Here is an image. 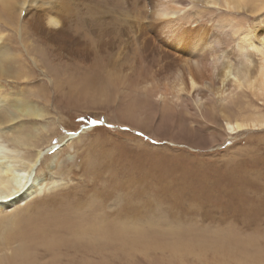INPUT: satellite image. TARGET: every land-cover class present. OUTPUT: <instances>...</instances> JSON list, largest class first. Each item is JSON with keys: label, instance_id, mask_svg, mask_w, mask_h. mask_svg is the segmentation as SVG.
Masks as SVG:
<instances>
[{"label": "rangeland", "instance_id": "1", "mask_svg": "<svg viewBox=\"0 0 264 264\" xmlns=\"http://www.w3.org/2000/svg\"><path fill=\"white\" fill-rule=\"evenodd\" d=\"M55 1L72 6L70 34L95 38L99 31H108L113 51L118 46L130 48L131 38L141 29L151 31V21L157 19L150 16L153 0H49ZM247 1L238 11H230L231 17L202 14L199 24L193 20L190 25H203L205 32L218 35L229 20L238 21L240 31L249 27L257 37L264 32V0ZM28 15L23 20V14L19 19L14 15L11 22L0 17V30L29 66L25 69L23 61L16 65L19 71H27L22 75L28 74L29 82H0V93H21L42 108L45 119L33 124L48 123L58 130L44 158L64 151L75 169L74 174L54 175L52 181H59L58 186L43 187L47 198L38 202L46 204L31 206L23 216L50 213L49 219H72L77 212L84 221L75 219L74 231L60 227L52 249L45 250L40 243L32 247L27 264H260L264 131L226 136L212 105L203 120L188 102L161 113L153 99L140 126L119 117L117 110L124 105L118 99L96 107L90 97L68 85V76L81 74L70 55L28 31ZM221 39L222 52H231L237 60L229 37ZM249 60L253 75L257 57ZM232 103L229 107L234 110L236 103ZM103 220L139 225L140 240L125 246L112 237L93 241L87 235L89 241H80L76 223L88 227ZM180 241L189 243V248L178 252L168 248Z\"/></svg>", "mask_w": 264, "mask_h": 264}, {"label": "bare ground", "instance_id": "2", "mask_svg": "<svg viewBox=\"0 0 264 264\" xmlns=\"http://www.w3.org/2000/svg\"><path fill=\"white\" fill-rule=\"evenodd\" d=\"M241 1L153 0L150 16L155 15L157 19L151 21V31H138L137 37L130 40V48L124 50L118 46L114 50L116 55L108 31H99L95 38L93 35L85 34L81 38L75 33L70 34L68 25L73 15L69 14L74 11L71 5L63 4L64 1L0 0V17L11 22L14 15L19 19L23 14V20L30 14L29 22L24 20L29 24L28 31L70 55L74 68H79L77 71L81 70V74H72L66 81L78 90V94L90 97L89 101L96 107L112 105L118 99L124 105L123 109L117 110L119 117L140 126L138 123L143 120L153 99L158 102L161 113L188 102L203 120L212 105L215 112L217 109L225 135L231 136L264 131V32L256 37L257 31L249 27L240 31L239 22L231 20L225 31L218 35L205 32L203 25L190 24L193 20L199 24L202 14L231 17L230 11H238L244 1L248 2ZM16 25L22 31L23 28ZM222 36L229 37L237 60L232 59L231 52H222ZM253 55L257 57L255 75L251 74L249 60ZM19 61H23L20 53L0 30V82L7 85L29 82L28 74H24L25 79L22 75L27 71L17 69ZM24 68L29 69V66L25 63ZM245 91L251 99L248 94L243 95ZM230 102L236 103L234 110L230 108ZM0 108V196H8L0 199V264H27L32 247L40 243L45 250L52 249L58 229H73L75 219L80 218L77 212L72 213L76 218L66 220L61 216L58 219L64 220L60 221L49 219L53 216L50 213L44 217L23 216L31 206L42 208V203L38 205V202L46 200L48 190L58 186L59 181H52L53 176L74 174L75 163L69 161L68 153L64 151L44 158V150L50 147L58 130L48 123L33 124L44 120L46 114L32 99L21 93H0ZM43 187L45 190L47 187L46 193L42 192ZM103 221L88 227L85 223V227L76 223L80 241L86 240L87 235L93 241L112 237L125 246L140 240L139 225H130L125 220L115 224ZM109 227L114 230L111 232ZM187 245L180 241L168 248L178 252Z\"/></svg>", "mask_w": 264, "mask_h": 264}, {"label": "snow or ice", "instance_id": "3", "mask_svg": "<svg viewBox=\"0 0 264 264\" xmlns=\"http://www.w3.org/2000/svg\"><path fill=\"white\" fill-rule=\"evenodd\" d=\"M93 123H95V121H94ZM22 186H23V185H21V187H22ZM17 190H18V189H17ZM6 198H8L7 195H2V196H0V199H6ZM261 256H262V259H261L260 264H264V252L261 253Z\"/></svg>", "mask_w": 264, "mask_h": 264}]
</instances>
